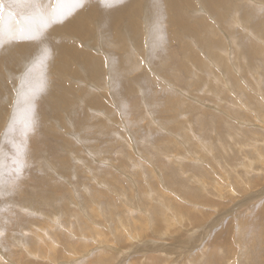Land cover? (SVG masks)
Listing matches in <instances>:
<instances>
[{
	"label": "rangeland",
	"instance_id": "rangeland-1",
	"mask_svg": "<svg viewBox=\"0 0 264 264\" xmlns=\"http://www.w3.org/2000/svg\"><path fill=\"white\" fill-rule=\"evenodd\" d=\"M199 1H187L189 6L186 8L190 10L193 5L199 12L203 8V1L201 0L200 4ZM56 2L58 0H51L47 14L58 16L47 17L50 20L46 19L45 22L42 15L46 12H40L37 8L31 9L30 0H0L3 5L0 8V20H3L0 22V29H3L6 19L11 17L12 20L18 21L25 11L32 12L35 21L40 22L41 33L51 31V34L53 26H50L48 21L58 24L62 14L63 28L70 16H80L79 8L82 6L73 2L67 9H63L68 11L65 13L71 12V15H65L62 9L61 14L59 13ZM252 2L241 0L235 3L240 14L237 13L239 16L236 17L237 23L234 27L229 23L233 19L230 7L234 6V2L229 3V6L225 5L226 7L221 5V10L226 12L225 17L221 16L224 18H221L222 21L219 11H207L209 9L203 3L208 12L207 14L205 11L207 16L211 20L214 19V22L209 20L216 32L213 39L209 35L210 32L200 35L191 33V38L181 34L182 41L186 39L181 43L180 38L169 41L167 34L161 33L160 25L167 23L168 13L171 11L169 5L170 11L166 13V4L162 0H133L129 8L138 7L139 32L137 35H125L114 28L116 40L113 38L115 43L111 46V52L116 53L118 60H121L119 64L122 65L123 60L126 61L125 57H131L139 67L135 71L131 68L128 75L125 73V80H129V84L126 81L125 87L116 86L113 78L109 79L108 83V77L111 78L113 72L110 74L107 67L112 71L113 61L107 44L102 45L103 37L99 33L102 29L99 26V18L95 15H92L94 20L91 22V31L88 30L89 33L85 35V27V31L81 33L84 38L78 33L69 32L67 35L65 32L67 40H72L68 38L70 36L86 40L85 45L81 40L78 44L88 50L92 49L89 51L94 50V54H90L101 59L102 63L105 62L106 71L103 73L96 67L99 70L94 69L92 81L88 80L83 62L73 61L74 58L70 55L72 60L66 59L72 70L62 72L60 68L55 67V63L59 62L54 59L58 57L61 60L65 53L63 51L62 53L55 50V55L49 52V63L54 67L51 73L39 67L41 63L37 56L39 52L36 54L37 48L33 50L34 54L31 53L34 55L32 58L28 56V62L26 58L18 59L17 55L23 53L18 52L17 48L6 47V44L11 45L9 38L0 37V264H116L120 259L118 253L105 252V261L100 262L98 251L104 250L93 249L106 243H113L117 247L125 246L123 251L127 252L131 251V247L133 249L138 246L142 249L141 233L147 224L149 235L146 239L152 237L161 243L156 244L158 249L153 243H148L144 246V253L136 252L140 254V260L146 259L145 264H264V182L260 184V190L252 200L246 198L253 190L252 185L247 190L246 187H241L244 186L241 180L252 181L262 174L264 177V130L260 129V122L253 118L258 116V108L264 110V21L259 20V12L264 10V0ZM112 3L109 0V4ZM186 12L184 15L187 14L189 18L190 15L198 16L194 10L191 13L188 10ZM149 15L155 20L150 19ZM251 16L255 20L251 19ZM224 20L227 23L223 22ZM217 21L221 22L220 25H217ZM233 32H237L240 37L232 38L230 35ZM198 35L207 36L212 43L205 45L200 42L201 46L197 43ZM58 38L60 39V35L57 32L56 43ZM255 38L261 39L260 42ZM36 43L44 46V43ZM91 43L96 47L98 45L102 50L97 48L100 52L97 51ZM255 43L257 47H254ZM190 54L196 55V58L199 55L201 61L199 58L194 60ZM9 55L11 58L15 56L17 60L9 59ZM201 56L208 58L202 59ZM194 73L200 75L196 76ZM72 74L75 75L74 78ZM48 75L55 79H47ZM145 76L151 83L142 79ZM75 78L80 80L76 81ZM135 78L140 79L136 81ZM59 79H67L65 83L69 87H64L65 84L60 83ZM92 82L95 86H90ZM86 94L94 104L89 105L88 109L93 110L92 112L95 109L107 112L108 119L112 118L113 122L96 116L93 122H89L90 118L86 117V125H80L83 121L79 116L78 107H83L80 99ZM111 94L115 103L111 100ZM65 95L66 101H73L75 106L65 107V110L72 109L73 112L70 114L69 110L63 109L66 113L62 112L61 117L56 113L55 118L58 119L55 122H60L61 126L57 124L55 128L52 125V128L44 130L41 121L43 117L53 123L48 114L51 117L54 107L49 102L62 99L64 101ZM26 98L27 100L23 101ZM23 102L27 104V111L19 116L18 104L21 106ZM106 104L110 110L106 108ZM90 110L87 111L90 113ZM64 136L67 140L71 138L75 147L66 144ZM200 139L207 141L206 149ZM209 144L212 145L211 148ZM173 154L181 157L180 161ZM182 163L185 164L184 167ZM20 164L23 165L22 172L18 171ZM162 179L164 183H159ZM99 182L105 187L98 185ZM232 189H235L237 194H230ZM134 209L136 210L133 211ZM154 212H157L156 215ZM159 213L162 218L159 228L162 227V231L154 237L152 232H155L157 227L154 216ZM59 214L61 217L57 219L59 223H56L54 216ZM168 216L177 221L175 225L172 223V228L167 225ZM99 231L102 235L98 234ZM131 232L135 234V238L129 234ZM165 232L167 234H164ZM129 236L133 239L128 238L129 240L124 242ZM20 239L25 243V249L17 242ZM121 242L123 245L119 246ZM160 247H165L164 253ZM85 258H88V261ZM128 259L126 255V260ZM67 261L72 263H66ZM125 264L129 262L126 261Z\"/></svg>",
	"mask_w": 264,
	"mask_h": 264
},
{
	"label": "bare ground",
	"instance_id": "bare-ground-1",
	"mask_svg": "<svg viewBox=\"0 0 264 264\" xmlns=\"http://www.w3.org/2000/svg\"><path fill=\"white\" fill-rule=\"evenodd\" d=\"M31 1V9H34V8H37L36 6H35V3H34V0H30ZM110 1H112L113 3H112V5H110L109 4V0H85L84 2H83V5H82V7H80L79 9V11H80V16H78V15H76V16H74V15H72V16H70L69 18V20H67L66 21V25L62 28V25H61V23H62V14H61V9L63 10L64 9V7H65V9H67V7H69V6H71V4L73 3H67V4H60V3H58V2H56V8H57V10L58 9H60V14H61V17H60V20H61V22L60 23H55L54 21H48V22H50L51 24H50V26H53V32H52V34H51V31H48V32H44V31H42V33L39 31V24H40V22H36L35 21V19L33 18V16H32V12H30V11H25V14H23L22 16V18L21 19H19L18 18V21H15L14 19L12 20L11 19V17L10 18H8V19H6L5 21H4V23H3V29H0V37H3V36H5V37H7V38H9V41L11 42V45H8V44H6L7 46L6 47H8V48H12V47H14L15 49L17 48V51L19 52H22L23 54H19V55H17V57H18V59H22V58H26V59H28V62H29V58H28V56H30V58H32L31 56L34 54L33 53V50H35V48H37L36 50H38L37 52H36V54L39 52V55L37 54V56L39 57V62L41 63V65H39V67L41 68V70H47V71H51V73H52V71H54V67H53V64L51 65L49 62H50V60L48 59V56L50 55V53L49 52H51L52 54H54L53 53V51H57V50H59V51H63V52H65L64 53V55H63V58H61V60H59V58L57 57V58H55L54 60L56 61V60H58V62L59 63H55L57 66H55V67H58V68H60V70L62 71V72H66V70H72V68H71V65L69 64V62H67V59L66 58H69V59H71L70 58V56H72V59H73V61H78V62H83V64H84V66H85V69H87V77H88V80H90V81H92L93 80V71H94V69H96V67H99L101 70L100 71H102L103 73L106 71H104V68H105V66H104V64H105V62H103L102 63V61H100L101 59H98V58H94L93 57V51H89V50H92V49H90L89 48V50L88 49H86V47H81L78 43L79 42H81L82 41V43L84 44V41H86V40H81V38L80 37H78V36H70V37H68V38H72V40H67V36H66V34L68 35V33L69 32H71V33H78V34H81V33H83L84 31H85V27H86V32H85V35L87 34V32H88V30H90L92 27H93V25L91 24V22L94 20V17L92 16V15H95L96 17H98L99 18V26L101 27V29L102 30H100V32L99 33H101V36L103 37V42H102V45L103 44H107V50L110 52V58H112V71H111V69H109V67H107V70H108V72H110V74H111V72H113V74H111V78H109L108 77V83H109V79H112L113 78V81L115 82V84H116V86H121V87H125L126 86V81H127V83L129 84V80H125V73H127V75H128V73H131V68H132V71L134 70H136L137 68H139L138 66H136V63L135 62H133V60L132 59H130V58H128V57H125V60L126 61H124L123 60V64L121 65V64H119V61H121V60H118V58H117V56H116V53H114V52H111V51H113L112 50V44L113 43H115L113 40L116 38H114V35H115V33H116V30L114 31L113 29L114 28H117V30L119 31L120 30V32H123L125 35H137V33L139 32V26H138V11H137V6H135L134 8H129V5H130V3L133 1V0H121V2L119 3V1L120 0H118V2H117V0H110ZM163 2H165V4H166V13H168V10H169V8H168V5H169V7H170V13H168L169 14V17H168V19H169V21H168V19L167 18H165V19H167L166 21H167V23H164L162 26L160 25V27H161V33H163L164 35L165 34H167V37H169V41H173V40H179V38H180V41H181V43H184L183 41L184 40H186V39H184L183 41H182V35L184 36H186V37H190L191 38V35H189V34H191L192 33V35L193 34H199L200 35V33H205V32H210L209 33V35L211 36V39H213V36L215 35V30H214V28L210 25V21H212V22H214V19H210V17L209 16H207V14H208V12L207 11H211V12H213V11H219V18H220V21H222V19L221 18H223V17H225V13L226 12H223V10H221V5L222 6H225V5H227L228 4V6H229V3L231 4L232 2H234V3H232V4H234V6L232 7V5H231V7H230V12H231V16L233 17V19H231V22H229V23H231V25L230 26H232V27H234L233 25L235 24V23H237V19H236V17H238L239 15H237V13L238 14H240L239 13V7H236V6H238V5H236L235 6V3L236 2H240L241 0H202L203 1V3H204V5H206V7H207V9H209V10H205L204 8H205V6L203 5V3H201L202 4V6H203V8L202 9H200L199 10V12L197 11V9H196V7L194 6V8H193V5H191V7H190V10L189 9H187L186 7L187 6H189V3L188 2H190L191 3V0H187V1H185V0H162ZM193 1H195V0H193ZM201 1V0H200ZM200 1H199V4H200ZM201 1V2H202ZM245 1V0H244ZM251 2L253 1H257V0H250ZM44 2H46V3H44ZM252 2V3H253ZM260 2H262V1H260ZM40 3H41V7L40 8H37V9H39V11L41 12V10H44L46 13H44L42 16H44V21L47 19V20H50V19H48L47 17H55V16H58V15H49V14H47L48 12H47V10H48V8H49V6H50V3H51V0H40ZM238 4V3H237ZM136 5H138V4H136ZM258 5V4H257ZM227 6V7H228ZM241 6V5H240ZM247 5H245V8H247L248 9V7H246ZM259 6V5H258ZM140 7V6H139ZM226 7V6H225ZM200 8V7H199ZM224 8V7H223ZM262 8V7H261ZM74 10H77V8H73ZM143 9V8H142ZM246 9V10H247ZM50 10V9H49ZM140 10H141V7H140ZM186 10H188V12H192L193 10H194V12H195V14L196 15H198V16H193V15H190L191 16V18H189L188 16H187V14H185L184 15V13H187L186 12ZM245 10V9H244ZM64 11V10H63ZM207 12V14H206V12ZM225 11H226V8H225ZM260 11V10H259ZM262 11H264V10H262ZM259 12V13H261V15L259 16V20L262 22V20L264 21V12ZM16 12V11H15ZM14 12V13H15ZM65 12H68V11H64V13ZM201 12H203V13H201ZM228 12V11H227ZM240 12H241V10H240ZM246 12V11H245ZM248 12V11H247ZM5 13V12H4ZM29 13H31V15H29ZM214 13V12H213ZM59 14V15H60ZM189 14V13H188ZM247 14H249V13H247ZM70 15H71V12H70ZM227 15V14H226ZM155 16V15H154ZM221 16H223V17H221ZM246 16H248V15H246ZM75 17H78V18H76L75 19ZM116 17V18H115ZM211 17H213V16H211ZM229 17V16H228ZM248 17H250V15L248 16ZM252 17V16H251ZM66 18H68V17H66ZM126 18V19H125ZM149 18L150 19H152V20H155V18H151L150 17V15H149ZM213 18H216V17H213ZM218 18V17H217ZM230 18V17H229ZM241 18V17H240ZM243 18H245V17H243ZM254 17H252L251 19H253ZM224 19V18H223ZM226 19V18H225ZM228 19V18H227ZM137 20V21H136ZM210 20V21H209ZM216 20V19H215ZM245 20H247V18L245 19ZM253 20H255V19H253ZM248 21L250 22V19H248ZM257 21V20H256ZM259 21V22H260ZM0 22L2 23L3 22V20L1 21L0 20ZM45 22H47V21H45ZM44 22V23H45ZM150 22H152V21H150ZM223 22H225V20L223 21ZM252 22V21H251ZM6 23V24H5ZM118 23V24H117ZM143 23V22H142ZM217 23H218V21H217ZM221 23V22H220ZM220 23H218L217 25H220ZM225 23H227V21L225 22ZM239 23V22H238ZM49 24V23H48ZM207 24H208V26H207ZM216 24V23H215ZM1 25V24H0ZM118 25V26H117ZM121 25H123V26H121ZM214 25V24H213ZM222 25V24H221ZM239 25V24H238ZM256 25V24H255ZM254 25V26H255ZM262 25H264V24H262ZM8 26V27H7ZM14 26H18L17 28H15ZM43 26H46V25H43ZM92 26V27H91ZM121 26V27H120ZM141 26H142V24H141ZM207 26V27H206ZM216 26V25H215ZM257 26V25H256ZM5 27H7V28H5ZM21 27V28H20ZM156 27V26H155ZM224 27V26H223ZM227 27V26H226ZM258 27V26H257ZM262 27V26H261ZM46 28H47V26H46ZM48 28H49V26H48ZM52 28V27H51ZM197 28H198V30H197ZM204 28H205V31H203L204 30ZM220 27H218V29H219ZM236 28V27H235ZM246 28V27H245ZM253 28H255V27H253ZM258 28H260V27H258ZM146 29V28H145ZM154 29V28H153ZM228 29H231V27H228ZM233 29V28H232ZM248 30H249V28H247ZM252 29V28H251ZM99 29H97V31H98ZM142 30V29H141ZM149 30V29H148ZM91 31V30H90ZM230 31H232V30H230ZM239 31V30H238ZM252 31V30H251ZM256 31V30H255ZM260 31V30H259ZM59 33V35H60V39L58 38L57 40H58V42L56 43L55 42V38H56V33ZM65 32H66V34H65ZM141 32V31H140ZM224 32V31H223ZM89 33V32H88ZM98 33V32H97ZM154 33V32H153ZM222 33V32H221ZM248 33V32H247ZM182 34V35H181ZM146 35H148V34H146ZM156 35H157V33H156ZM198 35V42L197 43H199L200 44V42H202V43H204L205 45H208V44H210V43H212L210 40H209V38H207V36L206 37H202V36H199ZM206 35H208V33L206 34ZM225 35V34H224ZM260 35V34H259ZM81 36H82V38H84L85 36H83L82 34H81ZM120 36H121V34H120ZM149 36V35H148ZM226 36H227V34H226ZM232 38H234L235 36L236 37H240L238 34H237V32H233L231 35H230ZM257 36V35H256ZM261 36H263V35H261ZM118 37V36H117ZM132 38H133V36H131ZM141 37V36H140ZM153 37V36H152ZM194 37V36H193ZM260 37V36H259ZM114 38V39H113ZM124 38V37H123ZM131 38V39H132ZM195 38V37H194ZM206 39V40H203V39ZM42 41V43H44V46H40V45H38L36 42H39L41 45H42V43L39 41ZM119 39H121V38H119ZM119 39H117V40H119ZM218 39V38H217ZM236 39V38H235ZM254 39V38H253ZM256 39V38H255ZM79 40H81V41H79ZM102 40V39H101ZM116 40V39H115ZM125 40V39H124ZM124 40H121V41H124ZM164 40V39H163ZM257 40V39H256ZM259 40V39H258ZM257 40V41H258ZM261 40V39H260ZM260 40H259V42H260ZM146 41V40H145ZM187 41H188V39H187ZM227 41V40H226ZM225 41V42H226ZM236 41V40H235ZM264 41V40H263ZM117 42V41H116ZM153 42H154V40H153ZM192 42V41H191ZM190 42V43H191ZM254 42V41H253ZM252 42V43H253ZM89 43V42H88ZM159 43V42H158ZM189 43V42H188ZM187 43V44H188ZM258 43V42H257ZM92 45H93V47H95L94 49H97V48H99L98 47V45H97V47L96 46H94V43H91ZM101 44V43H100ZM120 44V43H119ZM121 44H123V42L121 43ZM260 44V43H259ZM85 45V44H84ZM114 45V44H113ZM117 45V44H116ZM152 45V44H151ZM165 45V44H164ZM198 45V44H197ZM201 45V44H200ZM250 45V44H249ZM248 45V46H249ZM183 46V45H182ZM202 46V45H201ZM264 46V45H263ZM5 47V46H4ZM5 47V48H6ZM87 47H89V46H87ZM204 47V46H203ZM250 47H252L251 45H250ZM254 47H257L256 46V43L254 44ZM103 48V47H102ZM155 48V47H154ZM164 48H166V47H164ZM183 48V47H182ZM193 48V47H192ZM209 48H210V46H209ZM225 48V47H224ZM234 48V47H233ZM243 48V47H242ZM9 49V50H10ZM99 49H101V48H99ZM99 49H97V51H99ZM152 49V48H151ZM150 49V50H151ZM212 49H214V48H212ZM223 49V48H222ZM236 49V48H235ZM102 50V49H101ZM186 50V49H185ZM207 50H209V49H207ZM229 50V49H228ZM251 50V49H250ZM252 50H254V49H252ZM8 51V50H7ZM6 51V52H7ZM11 51V50H10ZM55 51V52H56ZM116 51V50H115ZM118 51V50H117ZM136 51L138 52V50L136 49ZM155 51V50H154ZM173 51V50H172ZM187 51V50H186ZM216 51V50H215ZM62 52V53H63ZM95 52V51H94ZM100 52V51H99ZM102 52H104V51H102ZM213 52V51H212ZM217 52H218V50H217ZM255 52V51H254ZM264 52V51H263ZM3 53V52H2ZM31 53H33L32 55H31ZM90 53H93V54H90ZM196 53V52H195ZM209 53H211V51L209 52ZM214 53V52H213ZM219 53V52H218ZM253 53V52H252ZM4 54V53H3ZM101 54V53H100ZM102 54H104V53H102ZM106 54H108V53H106ZM119 54V53H118ZM117 54V55H118ZM167 54H169V53H167ZM187 53H185V55H186ZM194 54V53H193ZM240 54V53H239ZM55 55V54H54ZM70 55V56H69ZM138 55V54H137ZM136 55V56H137ZM148 55V54H147ZM191 55V54H190ZM201 55V54H200ZM8 56V55H7ZM10 56V55H9ZM13 56V55H12ZM34 56V55H33ZM68 56V57H67ZM119 56H120V54H119ZM192 56V58L194 59V60H198L197 58H199L200 59V61H201V58H200V56L199 55H197V58L195 57L196 55H191ZM203 56V55H202ZM201 56V57H202ZM209 56V55H208ZM208 56L207 57H202V59L203 58H208ZM233 56V55H232ZM231 56V57H232ZM15 56H13L12 58H14ZM107 57V56H106ZM120 57H122V55L120 56ZM210 57V56H209ZM218 57V56H217ZM7 58H9V57H7ZM11 58V56H10V58L9 59H12ZM37 58V57H36ZM123 58V57H122ZM152 58V57H151ZM230 58V57H229ZM14 59H16V58H14ZM14 59L12 60V62L14 61ZM71 59V60H72ZM119 59H121V58H119ZM189 59V58H188ZM192 59V60H193ZM211 59V58H210ZM209 59V60H210ZM213 59V58H212ZM17 60V59H16ZM105 60V59H104ZM191 60V59H190ZM208 60V59H207ZM214 60V59H213ZM107 61V60H106ZM200 61H198L199 62V64H201V62ZM211 61V60H210ZM25 62H27L26 60H25ZM31 62V61H30ZM37 62V61H36ZM192 62V61H191ZM211 62H213V61H211ZM222 62V61H221ZM23 63V62H22ZM38 63V62H37ZM49 63V64H48ZM219 63V62H218ZM12 64V63H11ZM34 64H35V62H34ZM45 64V65H44ZM69 64V65H68ZM100 64H102V66H100ZM164 64V63H163ZM205 64V63H204ZM207 64V63H206ZM209 64H210V62H209ZM213 64V63H212ZM10 65V64H9ZM31 65H32V63H31ZM30 65V66H31ZM65 65H67L66 67H65ZM194 65V64H193ZM12 66V65H11ZM80 66H82V65H80ZM140 66V65H139ZM211 66V65H210ZM230 66V65H229ZM34 67V66H33ZM221 67V66H220ZM234 67V66H233ZM0 68H1V66H0ZM35 68V67H34ZM191 68V67H190ZM213 68V67H212ZM26 69V68H25ZM24 69V70H25ZM74 69V68H73ZM83 69V68H82ZM234 69V68H233ZM236 69V68H235ZM23 70V71H24ZM81 70V69H80ZM96 70H99V69H96ZM140 70V69H139ZM188 70H190V69H188ZM195 70V69H194ZM237 70H238V68H237ZM236 70V71H237ZM255 70H257L256 68H255ZM7 71V70H6ZM22 71V72H23ZM29 71V70H28ZM82 71H84V70H82ZM192 71V70H191ZM241 71V70H240ZM11 72V71H10ZM30 72V71H29ZM85 72V73H86ZM96 72V71H95ZM148 72V71H147ZM193 72V71H192ZM197 72V71H196ZM210 72H211V70H210ZM215 72V71H214ZM3 73V72H2ZM69 73V72H68ZM82 73V72H81ZM107 73V72H106ZM164 73V72H163ZM33 74V73H32ZM56 74V73H55ZM74 74V73H73ZM72 74V75H73ZM140 74V73H139ZM150 74V73H149ZM188 74H189V71H188ZM195 74V73H194ZM197 74V73H196ZM195 74V75H196ZM237 74H238V72H237ZM240 74V73H239ZM238 74V75H239ZM247 74V73H246ZM17 75V74H16ZM26 75H27V73H26ZM94 75H95V73H94ZM98 75H99V73H98ZM108 75V74H107ZM132 75V74H131ZM141 75V74H140ZM200 75V74H199ZM199 75H196V76H199ZM211 75H212V73H211ZM59 76V75H58ZM74 76L75 75H73V78H74ZM78 76V75H77ZM86 76V75H85ZM92 76V77H91ZM96 76V75H95ZM103 76V75H102ZM161 76V75H160ZM237 76V75H236ZM21 77V76H20ZM31 77V75H29V77L28 78H30ZM66 77V76H65ZM87 77H86V79H87ZM129 77H131V76H129ZM138 77H140V76H138ZM229 77V76H228ZM231 77V76H230ZM239 76H237V78H238ZM32 78H35L34 76H32ZM31 78V79H32ZM49 78H52L50 75H48V77H47V79H49ZM105 78L106 77H104L103 78V80L105 81ZM161 78V77H160ZM240 78H241V75H240ZM30 79V80H31ZM53 79H55V78H52V80ZM70 79V78H69ZM77 79H79V78H75V80L77 81ZM97 79V78H96ZM99 79H101V78H99ZM133 79V78H132ZM136 79V81H138V79H140V78H135ZM142 79H144V80H146V82H148V83H151V81L150 80H148V77L147 76H145V77H142ZM210 79V78H209ZM212 79V78H211ZM60 80V79H59ZM67 79H62V80H60L61 82L60 83H62V84H65L64 85V87L66 86L67 88L69 87L66 83H67V81H66ZM80 80V79H79ZM165 80V79H164ZM230 79H228V81H229ZM240 80V79H239ZM23 81V80H22ZM64 81V82H63ZM100 81V80H99ZM132 81V80H131ZM163 81V80H162ZM235 81V80H234ZM241 81V80H240ZM6 82V81H5ZM30 81H28V83H29ZM66 82V83H65ZM84 81H81V83H83ZM168 82V81H167ZM170 82H171V80H170ZM232 82V81H231ZM7 83V82H6ZM85 83V82H84ZM96 83V82H95ZM112 83V82H111ZM155 83V82H154ZM217 83V82H216ZM27 84V83H26ZM98 84V83H97ZM100 84V83H99ZM227 84V83H226ZM243 84V83H242ZM6 85H8V84H6ZM77 85V84H76ZM81 85V84H80ZM112 85V84H111ZM152 85H153V82H152ZM244 85V84H243ZM13 86H15V85H13ZM58 86H60V85H58ZM90 86H95V84L92 82L91 83V85ZM108 86V85H107ZM139 86H141V85H139ZM157 86V85H156ZM244 86H246V85H244ZM243 86V87H244ZM25 87V86H24ZM62 87V86H61ZM76 87H78V86H76ZM82 87H84V86H82ZM96 87H97V85H96ZM100 87V86H99ZM104 87V86H103ZM109 87V86H108ZM113 87V86H112ZM112 87H110V88H112ZM151 87V86H150ZM174 87H176V86H174ZM248 87V86H247ZM3 88V87H2ZM21 88H23V87H21ZM86 88V87H85ZM94 88V87H93ZM101 89H102V87H100ZM109 88V89H110ZM88 89H89V87H88ZM91 89V88H90ZM99 89V88H98ZM97 89V90H98ZM243 89V88H242ZM245 89H247V88H245ZM5 90V89H4ZM20 90H22V89H20ZM20 90L18 91L17 90V92H20ZM77 90H78V88H77ZM111 90V89H110ZM123 90V89H122ZM181 90V89H180ZM179 90V91H180ZM184 90V89H183ZM182 90V91H183ZM79 91V90H78ZM91 91V90H90ZM108 91V90H107ZM141 91H142V89H141ZM159 91V90H158ZM227 91V90H226ZM14 92H15V90H14ZM23 92V91H22ZM21 92V93H22ZM97 92V91H96ZM109 92V91H108ZM145 93V92H144ZM84 94V93H83ZM88 94V93H87ZM82 95L83 97L80 99V102H82V104H83V107H82V105H80L78 108L80 109L79 110V116H80V118H81V121H83V122H81L80 123V125L81 126H85L86 125V122H85V119H86V117L87 118H90V120H88L89 122H93V118L95 119L96 118V116H98V118L100 117L101 119H106V120H110V121H112L113 119L111 118H109L108 119V114H106L107 112H104L103 110H94V112H92L90 109H88L89 108V105H91L92 103L91 102H93L92 101V99H91V97L90 96H88V95ZM103 94H105V93H103ZM109 94H110V92H109ZM108 94V95H109ZM127 94V93H126ZM178 94V93H177ZM184 94V93H183ZM248 94V93H247ZM262 94H264L263 92H262ZM21 95H23V94H21ZM78 95H80V92H79V94ZM92 95V94H91ZM94 95V94H93ZM97 95V94H96ZM107 95V94H106ZM9 96H10V94H9ZM25 96V95H24ZM95 96V95H94ZM142 96H143V94H142ZM182 96V95H181ZM187 96V95H186ZM228 96V95H227ZM249 96V95H248ZM17 97V96H16ZM22 97V96H21ZM27 97V96H26ZM65 97H66V95L63 97L64 99H65ZM108 97V96H107ZM180 97V96H179ZM10 98V97H9ZM29 98V97H28ZM70 98V97H69ZM68 98V99H69ZM185 98V97H184ZM190 98V97H189ZM203 98V97H202ZM247 98V97H246ZM253 98V97H252ZM262 98V97H261ZM109 99H110V97H109ZM183 99V98H182ZM187 99V98H186ZM263 99V98H262ZM27 100V98L25 99V100H23V101H26ZM51 100H53V99H51ZM98 100V99H97ZM104 100V99H103ZM111 100H112V94H111ZM114 100V99H113ZM112 100V101H113ZM201 100V99H200ZM184 101V100H183ZM238 101H240V98H239V100ZM104 102V101H103ZM114 102V101H113ZM242 102V101H241ZM47 103V102H46ZM98 103H99V101H98ZM112 103V102H111ZM115 103V102H114ZM238 103H240V102H238ZM49 104L51 105V106H53L54 108V113H51V117H50V115L48 114V116H49V118H52V122L53 123H49L48 122V120H47V118H42V124H43V129L44 130H48V128H52L53 126L52 125H54V127H55V125H59V127L61 126L60 125V122L59 123H56L55 121L58 119H56L55 117L57 116V115H55L56 113L57 114H59V117H61L62 116V112H63V114H64V112L65 111H68L69 110V113L71 114L72 112H73V110L72 109H66L65 110V107H67L68 108V106H70V108H71V106L73 107L74 106V102L72 101H66V99L63 101V99H62V101H56V100H53V101H50L49 102ZM97 104V103H96ZM198 104V103H197ZM241 104V103H240ZM20 104H18V110H20V112L17 114V115H19V116H21L20 114H22V112H26L27 110H25V107H27V104H25V102H23L22 103V105L21 106H19ZM92 105H94V104H92ZM29 106V105H28ZM98 106V105H97ZM102 106V105H101ZM104 106V105H103ZM106 106V108H108L109 110L111 109V108H109V106L106 104L105 105ZM94 107V106H93ZM247 107V106H246ZM74 108H75V106H74ZM97 108H99V107H97ZM63 109L65 110V111H63ZM93 109V108H92ZM252 109V108H251ZM87 110H90V113L87 111ZM205 110V109H204ZM78 111V110H77ZM218 111V110H217ZM256 111V110H255ZM257 113H258V116H255V117H253V118H255V121H259L260 123H259V126H260V129H262V130H264V110L263 109H261V108H258V111H256ZM255 112V113H256ZM66 113V112H65ZM68 113V112H67ZM92 113H94V114H92ZM69 114V115H70ZM251 114H253V113H251ZM26 115V114H25ZM24 115V116H25ZM67 115V114H66ZM68 115V116H69ZM218 115H220V114H218ZM254 115V114H253ZM252 115V116H253ZM256 115V114H255ZM18 116V117H19ZM72 116V115H71ZM76 116V115H75ZM108 116V117H107ZM64 117V116H63ZM150 117V116H149ZM223 117V116H222ZM20 118H23V117H20ZM29 118V117H28ZM66 118V117H65ZM76 118V117H75ZM99 118V119H100ZM99 119H96V120H99ZM219 119V118H218ZM28 120H30V119H28ZM62 121L61 122H63V119H61ZM69 120H72V119H69ZM75 120V119H74ZM105 120V121H106ZM188 120V119H187ZM190 120V119H189ZM78 121H80V119H78ZM104 121V120H103ZM153 121V120H152ZM95 122V121H94ZM113 122V121H112ZM156 122V121H155ZM191 122V121H190ZM222 122H223V120H222ZM37 123V122H36ZM157 123V122H156ZM35 124V123H34ZM107 124H109V123H107ZM111 124V123H110ZM71 125V124H70ZM73 126H75V125H73ZM111 126V125H110ZM161 126V125H160ZM188 126V125H187ZM186 126V127H187ZM68 127H70V126H68ZM76 127V126H75ZM109 127V126H108ZM162 127V126H161ZM188 127H190V126H188ZM56 128V127H55ZM72 128V127H71ZM42 129V130H43ZM90 129V128H89ZM53 130V129H52ZM55 130V129H54ZM261 130V131H262ZM61 132V131H60ZM57 133H59L58 131H57ZM188 133V132H187ZM191 134H192V132H191ZM55 135H57V134H55ZM59 135V134H58ZM77 135V134H76ZM60 137H61V135H59ZM63 136V135H62ZM70 136V135H69ZM80 136V135H79ZM79 136H77V138H80L81 139V137H79ZM59 137V138H60ZM180 137V136H179ZM193 137V136H192ZM69 138V137H68ZM63 139H66L65 138V136L63 137ZM71 139V138H70ZM67 140L66 141V144H71V146L72 147H75L73 144H75V142L74 141H72L71 142V140ZM73 139V138H72ZM180 140V139H179ZM182 140V139H181ZM192 140V139H191ZM190 140V141H191ZM77 141V140H76ZM84 141V140H83ZM199 141V140H198ZM80 142L82 143V141L80 140ZM200 142L202 143V146H203V148L204 149H206V147H207V145H208V143H207V141H201V139H200ZM65 143H64V145H66ZM85 144H86V142H85ZM197 144V143H196ZM49 145V144H48ZM76 145H78V144H76ZM200 146V145H199ZM201 146V147H202ZM211 144H209V148H211ZM89 148V147H88ZM138 149V148H137ZM137 149H135V150H137ZM204 149H203V151H204ZM238 149V148H237ZM260 149V148H259ZM95 150V149H94ZM212 150V149H211ZM68 151V150H67ZM139 151V150H138ZM70 152V151H69ZM95 152H96V150H95ZM94 152V153H95ZM206 152H208V151H206ZM212 152V151H211ZM234 152V151H233ZM258 152V151H257ZM232 154V153H231ZM173 156H175V157H177V160L178 161H180V158L181 157H179L178 155H176V154H173ZM206 157V156H205ZM204 157V158H205ZM81 158V157H80ZM207 158V157H206ZM260 158V157H259ZM49 161V160H48ZM80 161V160H79ZM193 161V160H192ZM77 162H78V160H77ZM80 162H82V160L80 161ZM98 162V161H97ZM183 162L185 163V161L183 160ZM201 162H202V160H201ZM251 162H252V160H251ZM183 164V163H182ZM249 164V163H248ZM251 164H254V163H251ZM243 165V164H242ZM185 166V164H183V167ZM241 166V165H240ZM247 166V165H246ZM153 168V167H152ZM182 168V167H181ZM245 168V167H244ZM247 168V167H246ZM239 169H241V168H239ZM249 169V168H248ZM247 169V170H248ZM139 170V169H138ZM248 172V171H247ZM161 173V172H160ZM249 173V172H248ZM90 174V173H89ZM162 175H163V173H162ZM161 175V176H162ZM160 176V175H159ZM263 176V174L259 177V176H257V178L255 177V179L254 180H252V181H244V180H241V183H243V185L244 186H241V187H246V190L250 187V185H252V187H253V190H256V191H253L252 190V192H257L258 190H260V188H259V186H261L260 184L262 183L263 184V182H264V177H262ZM262 177V178H261ZM259 178H260V180H261V182H260V180H259ZM224 179V178H223ZM163 182L164 183V181H163V179L162 180H159V183H161V182ZM217 181V180H216ZM98 185H100V186H103V187H105V185L104 184H102L101 182H99L98 183ZM162 186L164 187V184H162ZM203 187V186H202ZM258 187V188H257ZM98 188V187H97ZM109 188V187H108ZM255 188V189H254ZM257 188V189H256ZM109 190V189H108ZM152 190V189H151ZM249 190H251V189H249ZM99 191V190H98ZM97 191V192H98ZM173 191V190H172ZM100 192V191H99ZM110 192V191H109ZM131 192V191H130ZM231 193L230 194H233V193H235V194H237L236 193V190L235 189H232L231 191H230ZM252 192H249L248 194H249V196H247L246 198H247V200H252L253 199V196L255 195V197H256V195H257V193L255 194V193H252ZM105 193V192H104ZM111 193H113V192H111ZM126 193V192H125ZM260 193V192H259ZM258 193V194H259ZM264 193V192H263ZM150 194V193H149ZM148 194V195H149ZM116 195V194H115ZM157 195H158V193H157ZM176 196V195H175ZM258 196H260V195H258ZM264 196V195H263ZM150 197L152 198L153 196H151L150 195ZM149 197V198H150ZM261 197V196H260ZM101 198V197H100ZM109 198V197H108ZM147 198H148V196H147ZM151 198L149 199V200H151ZM244 198V197H243ZM252 198V199H251ZM148 200V201H149ZM182 200V199H181ZM245 200V199H244ZM179 202V201H178ZM158 203V202H157ZM160 203V202H159ZM162 203V202H161ZM152 204V203H151ZM199 204V203H198ZM162 205H165V204H162ZM185 205V204H184ZM93 206V205H92ZM147 206V205H146ZM163 207V206H162ZM166 207H168L167 205H166ZM186 207H188V206H186ZM235 207H237V206H235ZM153 208H154V206H153ZM160 208V207H159ZM204 208V207H203ZM96 209V208H95ZM142 210H143V208H141ZM158 209V208H157ZM161 209H164V208H161ZM189 209V208H188ZM264 209V208H263ZM136 209H134L133 211H135ZM64 211V210H63ZM230 212V211H229ZM155 213V215H156V213L157 212H154ZM153 213V214H154ZM162 213V212H161ZM140 214V213H139ZM163 214V213H162ZM189 214H190V212H189ZM151 215V214H150ZM167 215V214H166ZM193 215V214H192ZM264 215V214H263ZM39 216V215H38ZM51 217V216H50ZM56 219H55V221L54 222H56V223H59V220H57L59 217H61V215L59 214V215H56V216H54ZM155 218H154V220H156L157 221V227H156V229H155V232H152V235L155 237V235H158V234H160L161 233V231H162V227H161V229L159 228L160 227V223L162 222V218H161V216H160V213L157 215V216H154ZM170 219H169V218ZM167 218H166V220L169 222V224H167V225H169V226H171V228H172V226H174L175 224H176V222H175V220H173L172 219V217H170V216H168ZM173 217H174V215H173ZM179 218V217H178ZM36 219H38V218H36ZM263 219V218H262ZM261 219V220H262ZM52 220V219H51ZM165 220V219H164ZM159 221H161V222H159ZM172 221V222H171ZM48 222V221H47ZM168 222H166V223H168ZM22 223V222H21ZM136 223H137V221H136ZM138 223H140L139 221H138ZM174 225H173V224ZM42 224V223H41ZM44 224V223H43ZM60 224H61V222H60ZM141 224V223H140ZM178 224V223H177ZM216 224V223H215ZM143 225H144V223H143ZM148 225V224H147ZM147 225H144V227L142 228L143 229V231L144 232H142V229L140 230L142 233V235H143V243L141 244L142 245V249H140L138 246V248L136 247V248H133L132 249V247L130 248L131 249V251H129V252H127L126 250L125 251H123L124 249H125V246L123 247V246H121V247H117L116 245H113V243H106V244H101V245H98L96 248H94L93 249V251L94 250H97V249H103L104 251H102V252H100V251H98V255L100 256V262L101 261H105L104 259H103V256H104V254H105V252H107L108 254H111L112 252L113 253H118L120 256V259L121 260H123V261H120V259L118 260V261H116V264H125V262L127 261V263L129 262V264H145V258H141L142 260H140V254H137L136 252H145V250H143L144 249V246L146 247V245L148 244V243H153L154 245H155V247L158 249V247L159 246H156V244H158V243H161V241H158V240H156V239H154V238H150V237H148L149 239H146L147 238V236L149 235V233H148V228H147ZM164 226V225H163ZM228 224L226 225V228H227V231H228ZM141 227H142V224H141ZM167 227V226H166ZM159 228V229H158ZM44 229V228H43ZM136 229V228H135ZM57 231V230H56ZM132 231V230H131ZM140 231H139V233H140ZM198 231V230H197ZM188 232V231H187ZM186 233V232H185ZM98 234L99 235H102V233L99 231L98 232ZM132 237H134L135 236V234H133L132 232L131 233H129ZM128 234V235H129ZM164 234H167L166 232L164 233ZM169 234V233H168ZM189 234V233H188ZM191 234V233H190ZM127 235V236H128ZM71 236V235H70ZM131 236H129V237H126L125 238V241L124 242H126L127 241V239L128 238H132ZM160 237V236H159ZM168 237V236H167ZM171 237H173V236H171ZM170 237V238H171ZM135 238V237H134ZM142 238V237H141ZM165 238V237H164ZM194 238V237H193ZM124 239V238H123ZM133 239V238H132ZM137 239V238H136ZM167 239V238H166ZM165 239V240H166ZM41 240L43 241L44 240V238H41ZM129 240V239H128ZM183 240V239H182ZM133 241V240H132ZM137 241V240H136ZM142 241V240H141ZM18 243H21V245L20 246H23L24 247V249H25V243L23 242V240L22 239H20V240H18L17 241ZM135 242V241H134ZM139 243V242H138ZM163 243V242H162ZM10 244V243H9ZM165 244H167V242L165 243ZM52 245V244H51ZM50 245V246H51ZM120 245H123V242H121L120 244H119V246ZM137 245V244H136ZM140 245V244H139ZM171 245V244H170ZM164 246V245H163ZM172 246V245H171ZM188 246V245H187ZM151 249H152V247H150ZM150 248H145V249H150ZM164 248V249H163ZM160 247V249L163 251V250H165V247ZM186 248V247H185ZM127 249V248H126ZM140 249V250H139ZM174 249H175V247H174ZM183 249V248H182ZM153 250V249H152ZM169 250V249H168ZM167 250V251H168ZM172 250V249H171ZM170 250V251H171ZM179 250H181V249H179ZM90 251H92V250H89V252ZM135 251V252H134ZM87 252V251H86ZM89 252H88V254H89ZM134 252V253H133ZM78 253H80V251L78 252ZM150 253V252H149ZM153 253V252H152ZM163 253H164V251H163ZM6 254V253H5ZM33 255L35 254V253H32ZM74 254V253H73ZM72 254V255H73ZM93 254V253H92ZM94 254H95V252H94ZM93 254V255H94ZM156 254V253H155ZM71 255V256H72ZM126 255L128 256V260H126ZM147 255V254H146ZM77 256V255H76ZM80 256H82V255H80ZM73 257V256H72ZM83 257V256H82ZM89 257V256H88ZM93 257V256H92ZM142 257V256H141ZM152 257L154 258V256L152 255ZM168 257H170V256H168ZM182 257V256H181ZM5 258H6V256H5ZM79 258V257H78ZM91 258V257H90ZM89 258V259H90ZM148 258V257H147ZM4 259V258H3ZM86 259V261H88L87 259L88 258H85ZM78 260H80V258L78 259ZM93 260V259H92ZM131 260V261H130ZM143 260H144V263H142L143 262ZM71 261H73V260H71ZM70 261V262H71ZM85 261V262H86ZM95 261H96V258H95ZM113 261H115V260H113ZM112 261V262H113ZM238 261V260H237ZM69 261H67L66 263H70ZM131 262V263H130ZM72 263V262H71ZM115 263V262H114ZM111 264V263H110ZM166 264V263H165Z\"/></svg>",
	"mask_w": 264,
	"mask_h": 264
},
{
	"label": "snow or ice",
	"instance_id": "snow-or-ice-1",
	"mask_svg": "<svg viewBox=\"0 0 264 264\" xmlns=\"http://www.w3.org/2000/svg\"><path fill=\"white\" fill-rule=\"evenodd\" d=\"M72 2L78 4L79 6H82L83 0H58V3H60V4H67V3H72ZM34 3H35V6L37 8H40L41 7L40 0H34ZM2 7H3V5L0 4V8H2ZM64 14L65 15H68L70 13H64ZM22 170H23V165L20 164L19 167H18V171H21L22 172Z\"/></svg>",
	"mask_w": 264,
	"mask_h": 264
}]
</instances>
